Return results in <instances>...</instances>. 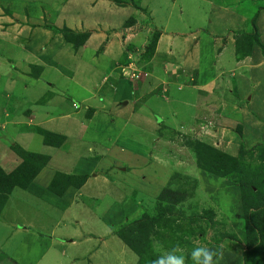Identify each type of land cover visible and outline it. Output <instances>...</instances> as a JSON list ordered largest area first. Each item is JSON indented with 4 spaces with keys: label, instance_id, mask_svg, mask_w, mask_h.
Segmentation results:
<instances>
[{
    "label": "crops",
    "instance_id": "0c3cea01",
    "mask_svg": "<svg viewBox=\"0 0 264 264\" xmlns=\"http://www.w3.org/2000/svg\"><path fill=\"white\" fill-rule=\"evenodd\" d=\"M150 1L155 8L146 0L139 3L133 0H0V142L1 132L6 131L11 137L6 144L7 158L0 159V168L9 173L20 164L19 157L10 162L13 146L49 158L26 188L14 187L3 203L0 242L9 252H0V264H133L131 250L118 237L114 241L107 239V220L116 217L114 209L110 213L108 210L119 205L115 202L109 209L107 203L103 205L106 201L103 183L107 182L104 171L110 162L118 170L122 168V172L130 169L133 178L148 176L155 166L171 169L164 165L166 159L160 158L171 141L163 132L172 137L178 133L190 134V131L203 132L196 138L202 142L211 138L215 145L216 141L222 143L229 139L231 132V127H223L218 132L215 129L218 124L230 119L228 125L232 126L236 112L248 111L233 109L231 93L222 98L214 94L219 62L214 60L222 56L221 46L212 45L210 38L212 53L201 63L200 33L193 32L192 37L189 33L187 37L181 27L167 28V17L173 9L171 2L175 0ZM202 1L212 6L209 13L219 25H227L232 20H242L241 24L247 21L239 10L231 9L239 4L238 0ZM224 14L233 17L225 19ZM254 25L260 45L254 44L258 48L247 56L254 67L237 87L240 95H246V83H255L258 89L259 86L264 89V9L261 7ZM52 27L88 32L89 36L82 46L74 49ZM155 31H159V38L147 63L142 54ZM192 38H196L194 43ZM187 45L193 47L189 48L193 52L190 57L183 50ZM128 47L134 49L133 56H141L136 71L130 70L134 62L127 57ZM187 66L192 67L188 74L193 69L196 71V74L192 71L191 79L186 74ZM246 100L249 103L253 98L246 96ZM88 109L93 110L90 116H87ZM177 119L182 120L179 125H175ZM249 123L254 131L260 125L264 130V120L251 119ZM163 125L168 129L162 128ZM40 130L63 137V142L59 146L44 143ZM261 137L254 142L264 141V136ZM34 140H38L37 145ZM147 140L153 143L151 149L143 144ZM133 142L138 147L127 148ZM33 144L35 148L31 147ZM139 158L145 164L139 163ZM57 172L87 176V180L80 188L70 186L58 195L48 189ZM150 184L155 187L154 191L160 192L163 188V185L158 188L155 182ZM112 196H117V192ZM92 200L98 203L93 209L89 207ZM31 203L40 205L44 211V215L39 214L38 222L47 221L46 230L42 223L36 228V223L21 212L30 208ZM49 211L59 219L48 221L46 212ZM12 213L22 217L23 227L9 234L12 222L4 219ZM125 213V209L119 210L120 216ZM240 248L242 258L244 243ZM32 253L34 256L27 262L24 256Z\"/></svg>",
    "mask_w": 264,
    "mask_h": 264
},
{
    "label": "rangeland",
    "instance_id": "374dc122",
    "mask_svg": "<svg viewBox=\"0 0 264 264\" xmlns=\"http://www.w3.org/2000/svg\"><path fill=\"white\" fill-rule=\"evenodd\" d=\"M215 1L220 3L228 0H209V2ZM133 2L139 3L140 0H133ZM146 2H150V6H153V8L156 7L150 0H146ZM238 2L239 4L231 7V9L239 10L238 13L244 16L247 20L245 24H241L242 20H232L231 22L226 23L227 25H219L220 22L218 21L219 23H217L216 21H213V15L209 13L212 6L208 2L202 0H175L174 2H171L173 4V9L167 17V19L169 18L167 22L169 27L167 28L169 30H173L171 29L172 27H181V29H183L181 31L184 34H187V37H190L189 33H192V37L195 35L193 32H199V41H201V44L198 55H200L202 61L208 59L209 53H212L213 46L209 45L210 38L213 40L212 45L221 46L219 51L223 49L222 56L220 58L217 57L214 60V62L219 61L216 64L218 69L216 77H214V79L217 78V80H215L216 84L214 83L215 87L213 88L215 90L214 94L219 95L220 98H222V95L231 93L233 98L230 105L233 109L240 111L242 108L245 110L247 109L248 111L244 114L236 112V122L234 125H228V121L230 119H227L224 122H220L217 128H215L218 129V132H220L223 127H231V130H229L231 131L229 133V139L225 140V142H222L221 135L218 136V139L222 143H218L216 141L217 144L215 143L214 145L211 138H208V142H203L232 156H239L242 151L241 146L243 145L245 150H248V152L242 156L241 160L245 161V163L250 165L251 168H256L261 164L258 160L259 157L256 158L257 151L252 150L254 151L252 153L249 152L251 151L249 149L257 144L264 143V141L254 142L258 139H262L261 136H264V130L260 125L259 130L254 131L253 128L249 127V120L252 119V121L259 122L264 120V107L262 106V103L264 102V89L260 86L258 89L255 83H246L244 85L246 95H240L239 91H237V87L242 84L243 77L250 76V69L254 67V65L251 63V60L247 58V56L252 54V52L255 51V48L258 47L253 44V47L248 54H241L244 50L237 53L236 49L241 46L240 43L237 42L240 40V37L242 38L243 35L250 34L252 32L251 21L252 19H256V15L260 7L264 9V0H238ZM168 4L169 3H167V5ZM224 16L225 19L227 16H229V18L233 17L231 14H224ZM178 18H180L181 21H178ZM147 20L149 21L148 17ZM140 25L145 26L147 24L140 23ZM192 39L194 43L196 38ZM233 40L235 41V44L233 43ZM262 47L263 46H261V48ZM189 48L192 49L193 47L191 45H187L186 49L183 48V50L187 52V57H190V54H193ZM133 50L134 49H129V47L127 48V52L130 54H127V57H129L128 59L131 63L134 62L136 64L133 65V63L132 69L130 68V70L136 71L139 69L141 56H133ZM262 50L264 53V48ZM174 52L176 51L174 50ZM174 56H176V53ZM194 57L195 56L193 55L191 59ZM134 58L137 63L133 60ZM201 63H205V61ZM126 65H128V63L123 66ZM189 68L192 67L189 66ZM189 68L187 66L186 74H188ZM262 69L264 70V66H262ZM192 71L188 74L190 75V79L192 77ZM181 75L183 76L182 72ZM105 92L107 93L108 91ZM246 96L247 98H253V100L248 103ZM254 99H258V101L256 102ZM218 103H221V100H219ZM249 104L250 110L248 109ZM181 122V119H177L175 125H179ZM8 130H12V128L9 127ZM226 130L228 132V129ZM195 132L196 131H190V134L178 133V135L174 137H172L168 132H163L164 136H170L171 141L167 151L162 152L160 158L166 159L164 165L170 166L171 169L165 166H155L154 170L150 172L148 176L145 174L142 175L143 180L141 179L142 177L133 178L130 169L122 172L123 169L120 168L119 171L110 162L108 169H106L107 171H104V174L107 177V182L103 183L106 187V201H103V205L105 206L107 203L108 209L109 206L113 205L115 202H118L119 205L112 206L111 210H108V213H110L114 209L116 217L113 218L114 220H107V239L110 241L113 240V238L118 237L115 233L133 221H138L146 216L152 217L159 204L161 207H166L168 204L161 202V200L158 199V196L163 189L170 187L178 190V192L181 193L182 198L178 204L171 207L172 210L170 212H167L165 222H161L159 225L152 227L150 234H148L149 246L147 249L149 252L147 253L153 256L154 261L160 254L166 255L165 252L171 251L174 246L179 244L184 249L182 254L185 256V264H193V261L191 260V252L194 248L201 246H205L211 251L219 252L221 254L218 264H244L241 262L242 258L239 255V250L242 245L239 241L242 239V234L244 228L246 227L245 221L241 216L244 212L241 206L240 188H237L236 185H234L236 180L231 183L226 179L207 173L196 165L194 155L185 143L190 138L198 139L196 138L197 135H203V132H198L197 134ZM208 132L210 133L209 130ZM1 135L3 136V140L0 142V159H2L3 156L7 158L5 153L8 152V146H6V144L9 140L11 141V137L6 135V131L1 132ZM150 139L152 138L150 137ZM34 141L37 145L38 140ZM147 142L148 143L143 144H145L148 149H151V144L153 143H150L148 140ZM129 143L130 142H127L126 144ZM31 147L35 148L34 144L31 145ZM137 147L138 144L133 142L132 147L127 148L135 149ZM155 150L160 151L161 148L155 147ZM29 151H31V149H29ZM30 153L35 154L33 151ZM16 160H18V155L15 151H13V153L10 154V162L13 163ZM139 163L145 164V160L143 158H139ZM101 169H103V167ZM97 172H99V170H97ZM126 172L129 173L126 174ZM261 172L262 181L258 184L261 186V189H264V167ZM108 181L112 184L110 185ZM116 181L118 183H116ZM150 182L157 183L156 186H158V188L163 185V188L160 192L158 190L154 191L155 187L151 185ZM96 186L99 187V184ZM102 189H100V191H102ZM116 192L117 196H112L115 195ZM114 197H118V200L114 201ZM89 202V207L92 209L98 205V203L93 200ZM29 207L30 208L23 209L21 211L25 215L24 217L32 219L33 222L36 223V228H38L42 223L43 230H46L48 228L47 221L38 222V219L40 218L39 214L44 215V211L41 209V206L31 203ZM122 209H125L126 213L121 214L120 216L119 210L121 211ZM101 211L99 213H101ZM37 213L38 215H36ZM46 213L49 216L46 218L48 221L50 219H53L54 221L59 219L54 216L51 211ZM28 215L33 217H29ZM4 220L12 222V228L10 231L9 227L7 228L9 234L12 233L14 229H21V226L23 227L22 217H18V214L12 213L11 216L7 214ZM234 237H236L237 240L234 239ZM157 241L162 245V249H160L159 253L154 250V244ZM123 245L125 246L124 243ZM5 246L3 245V242H0V252H9ZM33 256L34 253L25 255L24 258L27 262H29ZM129 256H132L133 264L139 263L137 262L139 260V256L132 250L129 252ZM214 259L216 258L214 257Z\"/></svg>",
    "mask_w": 264,
    "mask_h": 264
},
{
    "label": "trees",
    "instance_id": "16d2710c",
    "mask_svg": "<svg viewBox=\"0 0 264 264\" xmlns=\"http://www.w3.org/2000/svg\"><path fill=\"white\" fill-rule=\"evenodd\" d=\"M136 8L140 9L138 6ZM254 22L255 20L252 19V32L243 35L237 41L241 45L237 47V53L244 50L241 54H248L253 44L260 45ZM52 29L55 32L61 33L65 41L72 45L74 49L82 46L89 36L88 32H75L66 27L61 29L52 27ZM158 38L159 32L156 31L152 34L145 49L143 60L147 63L154 54ZM194 73L196 74V71ZM193 84H196V82L194 81ZM92 112V109H88L87 116H90ZM162 128L168 129L164 125ZM39 133L43 136V142L46 144L59 146L63 142V137L59 135L44 130H40ZM185 143L190 148V151H192L195 163L200 169L226 179L231 183L236 180L234 185L240 188L241 191V206L244 212L241 216L246 226L242 239L239 241L240 243H244L242 260L244 264H264V189H261V186L258 184L262 181L261 170L264 167V143L257 144L249 149L251 150L249 152L252 153L254 152L252 150L257 151L256 158L259 157L258 160L261 164L256 168H251L250 165L241 160L242 156L248 152L243 145L241 146L242 151L240 155L232 156L198 139L190 138ZM12 148L21 159V162L9 173H5L0 168V213L7 195L12 192L14 187L26 188L49 161L47 156L26 152L18 146H13ZM86 180L87 176L68 175L57 172L50 182L48 189L58 195H62L68 187L75 186L80 188ZM181 198V193L178 190L170 187L163 189L158 199L168 204L166 207H161L159 204L152 217L146 216L138 221H133L115 233L129 249L139 256L138 264H153V256L147 253L149 252L147 249L149 246L148 234H150L152 227L165 222L167 212H170L172 210L171 207L178 204Z\"/></svg>",
    "mask_w": 264,
    "mask_h": 264
},
{
    "label": "clouds",
    "instance_id": "9594fccd",
    "mask_svg": "<svg viewBox=\"0 0 264 264\" xmlns=\"http://www.w3.org/2000/svg\"><path fill=\"white\" fill-rule=\"evenodd\" d=\"M160 249H162V245L157 241L154 244V250L159 253ZM183 251L184 249L177 244L171 251L165 252L166 255L160 254L153 261V264H185V256L182 254ZM220 256L221 254L219 252H213L205 246L196 247L191 252L193 264H218Z\"/></svg>",
    "mask_w": 264,
    "mask_h": 264
}]
</instances>
